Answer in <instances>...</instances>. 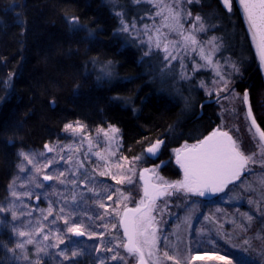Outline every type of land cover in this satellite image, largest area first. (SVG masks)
Wrapping results in <instances>:
<instances>
[{
	"label": "rangeland",
	"instance_id": "374dc122",
	"mask_svg": "<svg viewBox=\"0 0 264 264\" xmlns=\"http://www.w3.org/2000/svg\"><path fill=\"white\" fill-rule=\"evenodd\" d=\"M104 1L111 5L113 13L118 17L117 33L123 45L133 46L138 51L140 61L151 77L150 80L161 83L165 91L181 96L183 99L189 97L193 87L201 91L203 98L220 96L214 104L219 118V127L226 128L235 135L237 144L245 154L257 153L256 159L261 160L257 147L259 136L247 118L249 103L248 105L244 103V94L230 89L233 78L238 75V69L235 60L227 51L235 48L237 44L234 42L223 44L222 38L214 32L215 28L209 24V20L198 14H192V9L197 8L200 0H193L192 3L188 0ZM165 6H170L179 13V23L183 26L185 34L189 31L194 32L199 41L194 49L183 46L177 32H170L168 28L163 27V17L169 15ZM224 8L226 12H230L227 6ZM189 12L191 15L188 14ZM197 16L201 17L203 31L199 30L200 23L196 21ZM126 25L127 32L123 31ZM157 28L169 41L181 42L177 48L169 49L172 55L177 56L176 60L166 61L164 59L166 53L157 49L154 42L150 54L145 56V52H149L150 48L148 37L149 35L155 37ZM213 38H215L216 47L212 44ZM201 48L211 57L212 63H207L202 58ZM97 73L107 82L120 78L111 63L100 65ZM69 124L73 127L82 126V128L75 132L65 129L61 140L49 145L53 148L52 152L47 151L45 145L42 151L21 152L33 158L34 163L31 164L20 154L21 162L14 176L10 195L0 206L8 209V211L0 212V226L8 227L3 229V232L12 241L10 250L6 251L15 263L66 264L72 263V260L91 259L94 247L100 246V239L104 238L107 244L106 247L104 245L103 248L101 247L102 256L94 254L96 263L135 264L138 258L129 254L123 247L124 239L119 229L120 216L125 207H137L143 196L140 170L154 169L160 164L161 161L156 162L160 153L158 158L147 157L144 153L126 157L119 133L116 142L112 143L98 131L99 129L107 130L109 126L87 130L79 122ZM185 145L187 143H180L173 150V155L164 160L165 166L156 170V174L164 181L176 183L184 179V174L176 163L175 150L182 149ZM97 153L100 156H97ZM112 153L115 155L113 156ZM134 157H141L135 162V174L127 172V166L124 169L114 167L117 161L125 164L121 158H127V161L132 162ZM49 161L52 163L49 164ZM105 161H108L107 165ZM81 164L83 167H80ZM45 165L49 166L45 167ZM22 168L23 171H21ZM248 169L245 177L219 196L218 201L214 203L203 204L198 200L199 195L175 189H170L174 195L157 200L158 211L153 215L156 220L154 226L158 229L159 237L155 250L156 256L159 257L158 264H173V261L163 257L164 252L177 257L182 264H187V259L191 256L209 257L193 261V264H225L224 261L212 257L224 254L221 250L229 252L232 248L229 244L233 243L235 244L233 250H239L235 256L236 260L233 257V261L244 263L237 258L240 256L264 264V234L260 231L253 233L247 231V233L245 230V228L249 230V222L254 218H264V185L259 182L264 176V167L256 163L250 164ZM105 171H110L117 178L120 174L130 175L133 182L117 184L111 175H100ZM60 172L65 173L64 177H60L65 180L64 184H61L58 179L44 180V175L59 176ZM72 180L76 181L75 185L71 183ZM89 188L95 189L96 192H89ZM105 188L109 191L104 192ZM117 189L120 191L117 192ZM13 191L19 198L12 195ZM73 193L77 196L75 203L71 200ZM108 195H112L113 199L108 200ZM99 203H103L105 208L99 207ZM50 206L52 215L48 213ZM62 207L65 210L62 215L69 220L70 224L81 225L85 231L84 236L74 237L67 231L68 225L65 224V220L57 219V216L61 215L59 210ZM114 209L118 210L119 215ZM13 211L17 215L15 220ZM45 216H47L46 220ZM248 216L252 217L251 221L247 219ZM206 217L208 219H205ZM100 225L107 227L105 236H100L102 234ZM37 228H42V234L35 231ZM19 231L31 233V236L20 237ZM44 235H47L49 239L44 240ZM57 236L64 240L63 244L59 243ZM29 238L32 243H24L23 248L17 247ZM220 239L225 240L226 247L221 246L223 242H220ZM258 242L262 245L261 248H253L254 245H259ZM109 248L112 251H107ZM73 251L78 252L79 255L73 257ZM65 255L68 259H65ZM114 255L117 256L115 260L112 259Z\"/></svg>",
	"mask_w": 264,
	"mask_h": 264
},
{
	"label": "trees",
	"instance_id": "16d2710c",
	"mask_svg": "<svg viewBox=\"0 0 264 264\" xmlns=\"http://www.w3.org/2000/svg\"><path fill=\"white\" fill-rule=\"evenodd\" d=\"M192 14L209 20L223 44H237L227 51L238 69L230 89L247 91L252 115L264 131V77L236 1L228 13L218 0H200ZM118 26V17L104 0H0V206L10 195L21 152L42 151L44 145L60 141L69 123L79 122L87 130L114 125L126 157L143 154L161 140L156 162L169 159L180 143L199 139L219 123L214 104L203 105L199 114L203 95L195 87L183 99L150 80L138 51L123 45ZM109 63L120 78L107 82L97 68ZM2 227L0 264H23L6 251L12 241L3 232L8 227ZM248 227L246 232L264 234V218H254ZM101 228L100 236H105L106 225ZM100 240L91 259L66 264H107L96 263L95 257L102 256L97 249L107 244ZM229 245L228 259H233L239 250ZM237 258L244 262L239 264H261Z\"/></svg>",
	"mask_w": 264,
	"mask_h": 264
},
{
	"label": "snow or ice",
	"instance_id": "6c2138e0",
	"mask_svg": "<svg viewBox=\"0 0 264 264\" xmlns=\"http://www.w3.org/2000/svg\"><path fill=\"white\" fill-rule=\"evenodd\" d=\"M189 3H192L193 0H188ZM242 5L243 13L246 17L247 23L249 25V31L252 35V39L255 43V46L258 51V55L261 61V65L264 66V0H239ZM225 5L231 10L230 0H224ZM168 10L169 15L164 16L163 27L169 29L170 32L174 31L181 37L183 46L195 48L199 43L193 31H189L185 34L183 26L179 23V13H176L174 9L170 6H165ZM159 14V13H158ZM191 15V13H188ZM76 18H73V23H75ZM196 21L200 23L199 30L203 31V23L201 17L197 16ZM147 27V26H146ZM123 31H128V26L126 25L123 28ZM156 35L153 37L149 35L148 43L150 45L149 52H145V56L150 54L151 46L154 42V45L157 49H161L166 53L164 59L166 61L176 60L177 56L172 55L169 51L170 48H177L181 43L180 41H169L165 34L160 32V29L155 30ZM147 34V33H146ZM212 44L215 45V38H213ZM201 56L207 63H212L211 57L204 52V49L201 48ZM183 67V65H181ZM244 103L248 105L249 98L248 93H244ZM247 118L251 121V126L255 128L256 133L259 136V141L257 147L259 149V154L262 157L261 160L256 159L257 153L245 154L239 147L236 141L227 133L220 130H214L209 136L205 137L203 140L198 141L196 144L191 146L185 145L182 149H176V163L184 172V179L176 183H168L163 180L162 177L156 174V170L165 166L166 162L161 161L160 164L156 165L154 169H142L140 170V180L143 181V196L139 201L138 205L134 209H128L125 207L124 213L120 216V225L124 229V236L126 237V243L123 244L125 250L131 254L135 255L138 258V264H158L159 257L156 256V245L159 239L157 232L158 229L154 225L156 224L154 212L158 211L157 200L165 197L172 196L174 193L170 189H175L176 191H183L185 193H191L193 195L205 196L207 193H217L223 192L226 185L233 180H236L240 177L242 171H248V166L250 164L259 163L261 167H264V131L257 125L255 118L252 115L251 107H248ZM82 126L73 127V125H65L66 130H72L73 132L78 131ZM103 135L110 140L112 143L116 142V137L119 133V129L114 125H110L107 130L99 129ZM89 143L91 141L89 140ZM163 141L157 140L155 143L151 144L146 149V152L152 156L158 158V153L160 150ZM45 149L49 152L53 151V148L49 145H45ZM24 156V159L27 160L30 164L34 163L32 157L21 154ZM114 156L115 153H112ZM97 156H100L97 153ZM63 159V157L61 158ZM101 159H104L101 157ZM125 161V164H121L117 161L114 164L116 169H124L127 166V172L135 174V162L139 161L141 157H134L132 162L127 161V158H121ZM52 161H49L51 164ZM106 165L108 161H105ZM49 165H45L48 167ZM80 167H83L81 164ZM24 169L22 168L21 171ZM39 171V169H37ZM76 175V173H72ZM100 175H111L112 179L116 181L117 184H123L125 182L131 184L132 176L120 174L119 178L116 175H113L110 171L101 172ZM65 173L60 172L59 176L53 175H44V180H53L58 179L61 184L65 183L64 177ZM147 177V178H146ZM87 179V178H86ZM260 184L264 185V176L260 179ZM73 185L76 184L75 180H72ZM40 186V185H38ZM89 192H96L95 189L89 188ZM104 192H108L107 188L103 189ZM120 190L117 189V192ZM12 195L18 197V194L13 191ZM27 195V193H25ZM121 195H123L121 193ZM108 200H112V195L107 196ZM127 199V197H125ZM67 201V197H65ZM72 202H76L77 196L75 193L71 196ZM101 208H105L103 203L98 205ZM117 207L119 204L117 202ZM8 211V209L0 207V212ZM60 214L57 216V219H64L65 224L68 225L67 231L72 233L75 236H84L85 231L82 229L81 225L75 223H69V220L66 219L62 214L64 213V208H60ZM116 214L119 215L118 210L114 209ZM162 211V210H161ZM49 215H52L51 206L48 209ZM13 219H17L16 213H12ZM47 219V216L44 217ZM103 219V217H100ZM205 219H208L206 217ZM247 219L251 221L252 217L248 216ZM115 227V225H113ZM15 231V229H14ZM37 233L42 234V228H37L35 230ZM203 234V230H201ZM18 235L20 237L31 236V233L25 231H19ZM95 235V234H92ZM44 240H48L49 237L44 235ZM59 243L63 244L64 240L57 236ZM24 243H32V240H28L17 245L19 248L24 247ZM248 243V241H245ZM56 246V245H53ZM102 249L98 248L97 251ZM43 251V249H40ZM107 251H112V249H107ZM63 255V253H61ZM79 255L78 252L73 251L72 256L75 257ZM231 256L230 252H224L222 255H217L212 257L216 260H222L225 264H233V259H228ZM163 257L166 260L173 261V264H182V261L175 256L169 255L168 252L163 253ZM209 257L201 256H191L187 259V264H193V261L200 259H208ZM65 259L68 257L65 255ZM113 260L117 259V256L112 257ZM239 264V262H236Z\"/></svg>",
	"mask_w": 264,
	"mask_h": 264
},
{
	"label": "flooded vegetation",
	"instance_id": "af4514ba",
	"mask_svg": "<svg viewBox=\"0 0 264 264\" xmlns=\"http://www.w3.org/2000/svg\"><path fill=\"white\" fill-rule=\"evenodd\" d=\"M221 95V94H220ZM222 96V95H221ZM208 98H216V100L214 101V102H212V103H207V104H215L216 102H217V100L220 98V96L219 97H206V98H203L201 101H200V103H199V105H198V109H199V114H201V112H202V106L203 105H207V104H201L205 99H208ZM257 123V122H256ZM257 125H258V123H257ZM259 126V125H258ZM260 127V126H259ZM214 130H220V131H223V132H227L232 138H233V140L234 141H236L237 142V139H236V137H235V135L232 133V132H230V131H228V130H226V128H221V127H219V124L217 123V124H214V125H212V127H211V129L209 130V131H207L205 134H203L199 139H197V140H195V141H193V142H185V143H187V145H189V146H191V145H193V144H196L198 141H200V140H203L205 137H207V136H209ZM241 149V148H240ZM144 154L147 156V157H150V158H153L152 156H150L146 151H144ZM249 167V166H248ZM181 173L182 174H184V172H183V170L181 169ZM248 173V171L246 172V171H242L241 172V175H240V177L237 179V181L236 182H233V183H230V184H227L226 185V187L224 188V191L223 192H217L216 194L215 193H211V192H209V193H207L205 196H199L198 197V200L199 201H202L203 202V204L204 203H206V205L207 204H209V203H214L215 201H218V198H219V196H221L222 194H224L225 192H227V191H229L230 189H231V187H233L241 178H243V177H245V175ZM159 200V199H158ZM124 212V211H123ZM123 215V214H122ZM120 222V221H119ZM119 229H120V226H119ZM121 231V230H120ZM121 234H122V232H121ZM74 237H77V236H75V235H73ZM122 237H123V234H122ZM124 239V238H123ZM73 262L74 263H83L84 261H83V259H77V260H73Z\"/></svg>",
	"mask_w": 264,
	"mask_h": 264
},
{
	"label": "water",
	"instance_id": "95a60500",
	"mask_svg": "<svg viewBox=\"0 0 264 264\" xmlns=\"http://www.w3.org/2000/svg\"><path fill=\"white\" fill-rule=\"evenodd\" d=\"M218 1L221 3V5H222L223 7H226V5H225V3H224V0H218ZM235 1H236L237 5H238V8H239V10H240V12H241V14H242V16H243L244 22H245V24H246V26H247V29H248V31H249V25H248V23H247V20H246V17H245V15H244V13H243L242 5L240 4L239 0H235ZM249 34H250L251 39H252V35H251L250 31H249ZM252 41H253V39H252ZM253 44H254L255 51H256V55H257V58H258V60H259L260 68H261V71H262V74H263V77H264V66L261 65V61H260V58H259V55H258V51H257V48H256V46H255L254 41H253ZM215 100H216V98H208V99H205L201 104L203 105V104H207V103H212V102H214ZM146 178H147V177H146ZM236 181H237V179H236V180H233V181L230 182V183H233V182H236ZM230 183H228V184H230ZM142 187H143V181H142ZM215 194H216V193H215ZM202 197H203V196H202ZM128 209H134V208H128ZM123 213H124V212H123ZM119 226H120V230H121V232H122V234H123L124 243H126V237L124 236V229H123V227L120 225V222H119ZM77 237H78V236H77ZM124 249H125V248H124ZM135 264H138V261H137Z\"/></svg>",
	"mask_w": 264,
	"mask_h": 264
}]
</instances>
